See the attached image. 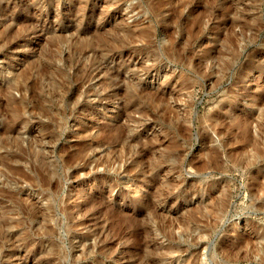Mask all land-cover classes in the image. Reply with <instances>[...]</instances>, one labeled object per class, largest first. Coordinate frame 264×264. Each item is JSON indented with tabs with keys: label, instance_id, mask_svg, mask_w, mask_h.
I'll return each instance as SVG.
<instances>
[{
	"label": "rangeland",
	"instance_id": "1",
	"mask_svg": "<svg viewBox=\"0 0 264 264\" xmlns=\"http://www.w3.org/2000/svg\"><path fill=\"white\" fill-rule=\"evenodd\" d=\"M262 63L264 0H0V264H264Z\"/></svg>",
	"mask_w": 264,
	"mask_h": 264
},
{
	"label": "bare ground",
	"instance_id": "2",
	"mask_svg": "<svg viewBox=\"0 0 264 264\" xmlns=\"http://www.w3.org/2000/svg\"><path fill=\"white\" fill-rule=\"evenodd\" d=\"M231 21V20H230ZM233 22L234 21H232V22H230L231 24H233ZM232 54V53H231ZM234 54V53H233ZM237 56V55H236ZM257 56V55H256ZM231 57V56H230ZM235 57V56H234ZM249 57V60L251 59V58H253L254 59V56L252 57V56H248ZM248 57H247V60H248ZM234 58H232L231 57V59H229V61H228V63L229 62H231L232 60H233ZM235 61V60H234ZM228 63H224V70H226L227 68H228ZM251 63V62H250ZM229 64H231V63H229ZM263 64V63H262ZM261 64V65H262ZM244 65V64H243ZM264 65V64H263ZM250 66H252L251 64H250ZM253 67V66H252ZM258 67V66H257ZM261 67V66H260ZM243 68V67H242ZM247 68V67H246ZM249 68V67H248ZM239 69V68H238ZM255 69V68H254ZM259 70V69H258ZM237 71V70H236ZM242 71H245V70H242ZM238 73H241V71L239 72V71H237ZM237 73V74H238ZM239 75V74H238ZM237 75V76H238ZM224 76V74L222 75V77ZM236 76V75H235ZM217 79V78H216ZM250 87V86H249ZM242 88V89H239V92L241 93V95H242V97L243 98H247L249 95H250V88ZM258 89V93L259 92H262L263 94H262V100H261V105H258V111H259V113H258V116L261 114V113H264V110L263 109H261V108H264V87L261 89V91L259 90V88H257ZM238 104V101H236V100H228V101H224V102H219L218 103V106L220 107V106H223V108H226V107H228V106H234V105H237ZM252 105V104H251ZM263 106V107H262ZM222 108V107H221ZM243 111V110H242ZM261 112V113H260ZM240 113V112H239ZM241 114V113H240ZM232 115H234V112H228L224 117H221V118H216L215 119V123L216 122H218L219 123V121H220V119H221V121H223V120H225V118H227V117H229V116H232ZM245 116V115H244ZM246 126H248V128H253V127H257V126H259V123H257V121H255V117H253L252 115H249V113H248V115H246ZM263 202H264V200H263ZM15 252H11V253H8L9 255H12V254H14Z\"/></svg>",
	"mask_w": 264,
	"mask_h": 264
}]
</instances>
